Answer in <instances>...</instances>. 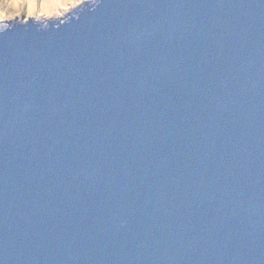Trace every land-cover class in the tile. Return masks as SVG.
Segmentation results:
<instances>
[{
	"label": "water",
	"instance_id": "obj_1",
	"mask_svg": "<svg viewBox=\"0 0 264 264\" xmlns=\"http://www.w3.org/2000/svg\"><path fill=\"white\" fill-rule=\"evenodd\" d=\"M0 264H264V0L0 30Z\"/></svg>",
	"mask_w": 264,
	"mask_h": 264
},
{
	"label": "snow or ice",
	"instance_id": "obj_2",
	"mask_svg": "<svg viewBox=\"0 0 264 264\" xmlns=\"http://www.w3.org/2000/svg\"><path fill=\"white\" fill-rule=\"evenodd\" d=\"M81 3H83V0H15V7L19 9V11L15 15L7 16L6 19H14L23 14L26 22L28 18L33 17L34 15H51V12L49 11H37L38 9H48L50 4L57 9L67 11L70 7L78 6ZM6 8L7 5L5 4V9ZM4 20H0V22H3Z\"/></svg>",
	"mask_w": 264,
	"mask_h": 264
},
{
	"label": "rangeland",
	"instance_id": "obj_3",
	"mask_svg": "<svg viewBox=\"0 0 264 264\" xmlns=\"http://www.w3.org/2000/svg\"><path fill=\"white\" fill-rule=\"evenodd\" d=\"M84 1H87V0H83V2ZM78 6L70 7L67 11H65L63 9H57L53 5L50 4L48 6V10H49V12H51V15H46V16L34 15L33 17H30V18L35 20V21H37V22H41L42 24L45 25L49 20L53 19V20L61 21L62 19H65L69 15H72L73 12L75 10H77ZM16 19L24 20L23 14L20 17H17V18H14V19H6L3 22H0V30H3L4 27H6L8 25V23L14 22Z\"/></svg>",
	"mask_w": 264,
	"mask_h": 264
},
{
	"label": "clouds",
	"instance_id": "obj_4",
	"mask_svg": "<svg viewBox=\"0 0 264 264\" xmlns=\"http://www.w3.org/2000/svg\"><path fill=\"white\" fill-rule=\"evenodd\" d=\"M5 4L7 8L5 9ZM19 9L15 7V0H0V20H4L7 16L15 15ZM37 11H49L48 9H38Z\"/></svg>",
	"mask_w": 264,
	"mask_h": 264
}]
</instances>
